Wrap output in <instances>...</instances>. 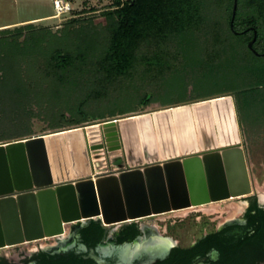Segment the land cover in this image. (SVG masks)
Here are the masks:
<instances>
[{"label": "water", "instance_id": "obj_1", "mask_svg": "<svg viewBox=\"0 0 264 264\" xmlns=\"http://www.w3.org/2000/svg\"><path fill=\"white\" fill-rule=\"evenodd\" d=\"M256 39L248 47L260 55ZM242 142L226 95L0 143V250L91 220L111 227L250 196ZM114 150L122 155L111 161Z\"/></svg>", "mask_w": 264, "mask_h": 264}, {"label": "rangeland", "instance_id": "obj_2", "mask_svg": "<svg viewBox=\"0 0 264 264\" xmlns=\"http://www.w3.org/2000/svg\"><path fill=\"white\" fill-rule=\"evenodd\" d=\"M53 1L0 0V26L39 16H50L33 26L52 38V48L68 49L75 53L81 48L80 45L78 46L77 37L78 34H81L83 26L89 25L91 31L105 26L107 18L104 12L114 9L118 5L116 2L118 0H68L77 9L78 18L85 19L80 20L81 22L78 24H69L67 19L70 16L68 15L55 18L56 11ZM119 1L122 4L125 0ZM214 1L213 8L204 10L200 15L204 19L198 23L199 26L193 25V28H188L187 34L179 35L171 31V37H162L158 41L143 44L142 52L139 56L137 55L134 61L132 60L131 68L121 78H116L113 85L105 86L103 97L95 99L91 97L87 104L84 103L89 107L88 111H76V108H80L79 101L73 102L74 100L70 99L71 102H67L69 100L65 96H58L59 93L62 94V92L57 93V90H61L60 85L51 78L46 79L47 97L42 100L40 107L33 111L31 117L25 116L27 120L23 121L21 128L28 131L29 134L22 139L76 128L78 125L73 123L76 119H81L78 116L81 114L90 121L81 123L79 126H87L190 104L194 101L219 96L221 95L220 91L223 94H232L240 88L248 87V83L243 81L238 69L241 64L253 61V58L248 53V47L244 41L234 40L228 33L229 29L224 15L230 6L229 0ZM193 19V22H196L198 18ZM85 21L86 24H84ZM231 48L235 49L233 53ZM99 52L96 50L92 57L88 55V61L98 62L101 57ZM223 73L235 80V87L220 88L225 86L217 85L220 84L217 78ZM203 83L207 84L205 85L207 88H202ZM122 86H125L124 92ZM95 91L96 86L92 85L91 93H95ZM261 91L264 96V89ZM232 97L236 102V96ZM239 102L241 112L238 110L237 103L236 106L243 138L242 144L254 189L261 191L264 189V97L258 106L260 107L258 111H253V109L248 111L246 97H242V95L239 96ZM115 104L117 107L112 106ZM28 112L25 111V113ZM5 126L0 127V135L10 137L18 132V128ZM15 140L18 138L0 141V143ZM120 155H122L121 150L109 151L111 161ZM102 157L108 159L105 155ZM236 201L237 199H234L174 212L161 217V219L163 222L171 219V224L176 222V225H173L171 229V236L179 239L183 245H188L205 232L215 230L217 225L215 219L218 214L229 210L236 204ZM52 242L53 240L49 239L33 245ZM29 250L30 247L27 245L0 250V254L9 255Z\"/></svg>", "mask_w": 264, "mask_h": 264}, {"label": "trees", "instance_id": "obj_3", "mask_svg": "<svg viewBox=\"0 0 264 264\" xmlns=\"http://www.w3.org/2000/svg\"><path fill=\"white\" fill-rule=\"evenodd\" d=\"M234 1L229 0L230 6L224 15L228 33L234 40L244 41L248 47L256 31L254 49L260 55H256L248 47L253 61L239 66L238 72L243 81L248 83V87L240 88L232 94H223L220 91L221 95L203 100L235 95L238 110L241 112L239 96L242 95L246 97L247 110L258 111L264 97L261 91L264 89V0H238L233 31L231 19ZM116 2L118 5L114 9L104 12L107 18L105 26L93 31L89 25L83 26L84 29L82 28L77 37L78 46L81 48L75 53L68 49L52 48V38L36 29L33 26L35 23L0 29V127L8 125L9 128H18V132L10 137L0 135V141L14 138L20 140L29 134L21 127L23 121L27 120L25 116L31 117L33 111L38 109L42 100L47 97L46 79L51 78L60 85L61 90H57V93L62 94L59 93L58 96H65L69 100L67 102H71L70 99H73V102L79 101L80 108H76V111H88L90 109L84 103L87 104L91 97L95 99L104 95V89L113 85L116 78H121L131 68L132 60L141 54L143 44L158 41L162 37H171V31L179 35L187 34L188 28L199 26L198 23L204 19L200 15L204 10L212 9L215 3L214 0H125L122 4L119 0ZM68 16L69 24H78L85 20L78 18L79 13L73 6ZM195 17L198 19L193 22ZM86 23L85 21L84 24ZM47 42L50 45H47ZM96 50L100 51V60L96 63L88 61V55L92 57ZM234 50L231 48L232 53ZM227 75L223 73L217 78L220 83L217 85L225 86L220 88L235 87V80ZM208 79L210 80V77ZM92 85L96 86L95 93H91ZM205 85L207 84L203 83V89L207 88ZM121 88L124 92L125 86ZM112 106L117 107V104ZM78 116L81 119H76L73 123L78 125L77 127L90 121L83 114ZM104 236L105 228L100 221L91 220L83 230L84 239L92 244ZM221 238V233L210 234L199 241L197 249L203 251L211 246L216 247L225 254L230 263L232 256L230 253H224ZM192 250L179 252L182 256L193 255ZM74 261H77L76 257L70 262L63 261L59 264H78ZM188 263L189 260L183 264Z\"/></svg>", "mask_w": 264, "mask_h": 264}, {"label": "flooded vegetation", "instance_id": "obj_4", "mask_svg": "<svg viewBox=\"0 0 264 264\" xmlns=\"http://www.w3.org/2000/svg\"><path fill=\"white\" fill-rule=\"evenodd\" d=\"M169 214L128 224L104 226L105 236L95 244L83 237V230L90 222L74 224L67 228L63 237L11 247L29 245L30 250L0 254V264H59L70 262L73 257H76L77 261L74 262L78 264H98L92 255L106 264H183L187 260L188 264H264V189L257 191L253 186V194L237 198L233 207L218 214L215 230L205 232L188 245H183L179 239L171 236V229L176 222L171 224L169 219L164 223L161 219ZM214 233L222 234L224 253L232 256L230 263L216 247L211 246L203 251L197 249L201 239ZM49 239L53 240L50 244L33 245ZM171 241L174 243L172 247ZM200 246L203 247L202 244ZM191 249L193 255L182 256L179 252ZM166 250L168 252L164 253ZM155 254L162 255L152 259Z\"/></svg>", "mask_w": 264, "mask_h": 264}, {"label": "built area", "instance_id": "obj_5", "mask_svg": "<svg viewBox=\"0 0 264 264\" xmlns=\"http://www.w3.org/2000/svg\"><path fill=\"white\" fill-rule=\"evenodd\" d=\"M53 6L56 11L55 17H65L69 15L72 11V5L68 0H54Z\"/></svg>", "mask_w": 264, "mask_h": 264}, {"label": "crops", "instance_id": "obj_6", "mask_svg": "<svg viewBox=\"0 0 264 264\" xmlns=\"http://www.w3.org/2000/svg\"><path fill=\"white\" fill-rule=\"evenodd\" d=\"M48 17L50 16H39V17H35V18H31L29 20H26V21H22V22H18V23H13V24H8V25H3V26H0V29H4V28H8V27H13V26H16V25H22V24H28V23H31L33 21H37L36 23L44 20V19H47Z\"/></svg>", "mask_w": 264, "mask_h": 264}, {"label": "bare ground", "instance_id": "obj_7", "mask_svg": "<svg viewBox=\"0 0 264 264\" xmlns=\"http://www.w3.org/2000/svg\"><path fill=\"white\" fill-rule=\"evenodd\" d=\"M55 18H57V17H55ZM37 21H33V22H31V23H36ZM90 140H91V142L92 143H97V141L99 140V137L98 136H96V135H93V136H91L90 137ZM193 208H198V207H192V208H188V209H185V210H191V209H193ZM185 210H182V211H185ZM181 211V212H182ZM174 213V212H173ZM177 213V212H176Z\"/></svg>", "mask_w": 264, "mask_h": 264}]
</instances>
